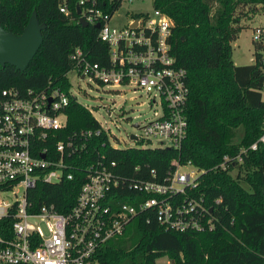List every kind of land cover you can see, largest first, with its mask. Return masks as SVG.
Returning a JSON list of instances; mask_svg holds the SVG:
<instances>
[{
  "label": "trees",
  "instance_id": "trees-1",
  "mask_svg": "<svg viewBox=\"0 0 264 264\" xmlns=\"http://www.w3.org/2000/svg\"><path fill=\"white\" fill-rule=\"evenodd\" d=\"M106 1L98 0V5L109 13L118 6L117 0L107 5ZM61 4L67 13L59 10ZM257 4L264 5V0H152V6L172 20L170 54L175 65L186 69L187 128L180 147L116 148L107 143L102 131L87 142L82 158H72L76 167L71 178L38 182L29 189L34 208L45 202L59 212L69 210L85 179L83 167L95 153L93 146L114 159L118 173L127 177L161 179L172 166V158L180 163L189 161L201 171L189 192L212 205L217 218L213 229L164 228L153 212H139L119 234L97 248V264H155L160 256L169 264H264V142L247 148L262 132L264 44L253 43L251 63L234 64L231 59V41L245 15L243 8ZM33 9L38 21L44 23L40 45L24 69L0 65V89L58 85L67 90L66 72L73 66L69 54L77 46L89 61L109 64L107 44L97 38V27L78 21L76 0H0V24L20 33ZM64 112L65 126L56 130L52 143L80 129L99 127L89 109L72 97ZM101 140L106 142L101 145ZM241 148L247 149L241 152L240 161L218 166L225 155L233 156ZM137 163L139 170L134 169ZM151 168L154 176L149 173ZM126 192L134 191L124 187L118 199L134 202Z\"/></svg>",
  "mask_w": 264,
  "mask_h": 264
},
{
  "label": "built area",
  "instance_id": "built-area-1",
  "mask_svg": "<svg viewBox=\"0 0 264 264\" xmlns=\"http://www.w3.org/2000/svg\"><path fill=\"white\" fill-rule=\"evenodd\" d=\"M117 1L120 6L132 0ZM110 2L107 0L106 5ZM76 6L78 18L98 23L96 35L107 44L109 60L107 66L99 65L89 61L79 46L74 47L69 58L77 78L142 91L147 103L157 104L158 110H153V117L132 123L139 130L127 135L135 142L133 145L111 144L110 138L117 140L116 137H111L108 127L100 123L98 128L80 129L52 143L56 130L65 126L64 107L70 97L75 99L70 86L67 90L58 85L24 90L1 88L0 264H97V248L143 211L153 212L164 228L178 230H211L217 219L212 205H205L201 195H190L201 171L189 161L180 163L172 158V166L161 179L127 177L118 173L114 159L95 146L93 157L83 167L85 179L69 210L59 212L52 203L45 202L34 208L29 189L38 182L71 178L76 167L72 158H82L87 142L102 131L107 143L116 148H179L186 135V69L175 65L170 54L171 18L152 6L150 10L131 13L124 23H112L111 16L118 6L110 13L98 5V0H76ZM59 10L67 13L64 4L59 5ZM251 39L264 44V24L252 27ZM118 88L113 91L119 92ZM260 92L264 100V74ZM106 110L109 114L112 108L107 106ZM261 128L260 135L247 148L254 149L264 142V117ZM105 142L100 141L101 145ZM247 148L233 156L225 155L218 166L225 167L228 161L236 164ZM187 165L191 169L183 170ZM140 167L138 163L134 165L135 170ZM149 173L154 176L153 168ZM124 187L134 191L125 193L134 202L118 199ZM7 191L12 199L2 195Z\"/></svg>",
  "mask_w": 264,
  "mask_h": 264
},
{
  "label": "rangeland",
  "instance_id": "rangeland-1",
  "mask_svg": "<svg viewBox=\"0 0 264 264\" xmlns=\"http://www.w3.org/2000/svg\"><path fill=\"white\" fill-rule=\"evenodd\" d=\"M152 0H132L122 2L113 12L110 22L124 23L131 13L143 10H150ZM245 15L239 19L240 26L235 38L231 41V59L234 64L251 63L254 60V42L251 39L252 27L264 24V5L257 4L254 8L250 5L243 8ZM66 77L70 83V93L76 101L87 107L92 116L102 127H108L111 137L114 135L117 140L110 138L111 144L117 147L133 145L135 142L127 137L128 133H139L132 123L141 122L145 118L153 117V110H158V105H149L147 96L139 90L133 91L128 86L108 87L104 84L84 78H77L75 71L69 69ZM120 89L119 92L113 89ZM112 108L108 114L106 107ZM183 170H190L191 166L182 167ZM235 169L231 170L235 174ZM244 186L245 183L240 180ZM8 199L13 195L7 191L2 194ZM155 264H169L165 256L156 258Z\"/></svg>",
  "mask_w": 264,
  "mask_h": 264
},
{
  "label": "water",
  "instance_id": "water-1",
  "mask_svg": "<svg viewBox=\"0 0 264 264\" xmlns=\"http://www.w3.org/2000/svg\"><path fill=\"white\" fill-rule=\"evenodd\" d=\"M79 13V7L76 6ZM80 24H87L82 17L78 18ZM98 26V23H94ZM43 22H39L36 11L33 9L28 16L27 22L20 33L6 30L0 24V65L9 63L18 69H24L32 55L37 50L42 40L41 29ZM131 136H133L131 134Z\"/></svg>",
  "mask_w": 264,
  "mask_h": 264
}]
</instances>
